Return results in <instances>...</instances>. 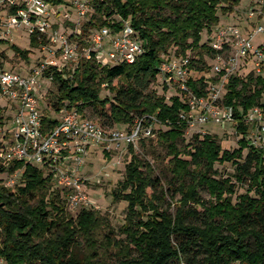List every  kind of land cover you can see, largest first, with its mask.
<instances>
[{
  "label": "trees",
  "instance_id": "trees-1",
  "mask_svg": "<svg viewBox=\"0 0 264 264\" xmlns=\"http://www.w3.org/2000/svg\"><path fill=\"white\" fill-rule=\"evenodd\" d=\"M240 4L241 0H103L97 4L93 20L102 22V13L129 20L146 52L132 65L109 68L83 60L71 76L55 71L57 94L49 93L50 103L58 111L66 104L76 107L83 115L88 105L101 106L100 114L111 126H134L138 120L155 117L167 127L154 134L171 158V180L164 186L151 164L140 159L130 145L132 160L113 192L115 200L129 203L127 223L121 229L125 239H117L111 229L99 239L103 220L98 213L83 209L71 217L61 192L53 190L51 176L45 177L41 169L24 162L0 165V255L9 264H264V151L251 144L249 127L243 121L250 109L261 106L264 78L228 82L225 104L234 108L237 131L242 135L233 152L224 150L210 134L194 135L181 147L188 130L181 115L189 111L188 105L178 97L168 103L165 95L150 90L160 73L161 55L171 50L178 55L195 52L192 68L208 72L206 57L215 52L202 43L203 34H211L221 17ZM116 27L121 28L120 24ZM0 44L9 45L6 41ZM39 44L38 36L32 35L31 47ZM11 49L17 57L29 59L30 51L16 45ZM116 80L122 86H114ZM205 81L203 77L189 85L204 95ZM103 88L115 96L103 99ZM108 105L111 110L105 113ZM56 123L49 120L50 125ZM141 145L145 148L146 139ZM217 163L233 164V177L218 178ZM19 170H23V184L14 190L7 188L1 176ZM233 178L249 185L245 194L237 195ZM164 188L174 197L181 196L175 214L159 207ZM202 188L212 197L208 203L202 200Z\"/></svg>",
  "mask_w": 264,
  "mask_h": 264
},
{
  "label": "built area",
  "instance_id": "built-area-1",
  "mask_svg": "<svg viewBox=\"0 0 264 264\" xmlns=\"http://www.w3.org/2000/svg\"><path fill=\"white\" fill-rule=\"evenodd\" d=\"M101 1L0 0V42L9 43L15 29L27 30L30 42L31 36L37 35L38 48L46 52L24 71L8 68L0 55V165L9 167L24 162L41 169L45 177H52L53 190L61 192L66 210L72 213L89 210L92 204L83 169L93 148L111 151L122 144L136 147L142 139L152 137L153 126L159 124L150 117L138 120L133 128L123 125L121 129H106L76 107L66 104L58 111L52 103L44 102L48 95L45 85H54V72H64L67 77L72 72L69 63L76 61L80 65V47L83 60H95L109 68L132 65L146 52L144 41L129 20L118 15L114 21L108 18L104 25L93 20ZM250 16L253 18L255 13ZM257 36L264 37V25L248 30L226 25L210 34L207 44L215 55L206 57V61L214 77L205 81L204 95L196 94L189 85L191 80H197L195 74L200 75L198 80L206 74L192 68L191 51L178 55L171 50L161 55L158 80L163 91L167 87L174 89L175 97L188 105L189 111L181 115L188 129L208 124L237 125L234 108L225 104L228 82L232 78H264V41L255 44ZM49 120L56 121V125H50ZM243 121L256 135L251 137V144L264 151V95L261 106L250 109ZM197 130L198 135H206ZM16 173L1 176L7 188H16ZM0 264L9 262L0 255Z\"/></svg>",
  "mask_w": 264,
  "mask_h": 264
},
{
  "label": "rangeland",
  "instance_id": "rangeland-1",
  "mask_svg": "<svg viewBox=\"0 0 264 264\" xmlns=\"http://www.w3.org/2000/svg\"><path fill=\"white\" fill-rule=\"evenodd\" d=\"M254 12L255 16L250 18L251 13ZM117 16V15H116ZM120 16V15H118ZM100 19L106 21L107 23L108 17L103 13L99 15ZM107 17V18H106ZM121 17V16H120ZM106 18V19H105ZM113 19V18H112ZM114 21V19H113ZM101 21L98 24L102 23ZM104 25V24H103ZM121 25V24H120ZM226 25H239L244 29H249L250 27H255L257 25H264V2L260 3L259 0H241V4L236 8V10L228 15L221 17V22L218 27H216L212 33L221 26ZM86 31V30H85ZM27 30H14V36L12 40L9 41V45H1L0 46V54L3 59L5 65L8 68L17 71H24L26 69H30L37 61H40L39 58L42 55H46V52L40 50L39 48H32L30 45V38L28 36ZM88 34V32H87ZM87 34L85 36H87ZM210 38V34L205 32L203 34L202 43H207ZM264 41L263 36H257L255 38V44H260ZM12 45L18 46L22 50L30 51L29 59L24 60L16 56L15 52L11 49ZM49 48V47H48ZM190 52V51H188ZM192 52V51H191ZM191 57H196V53L192 52ZM83 47H80V64L83 61ZM77 62L69 63L68 69H71L70 76L73 74L74 69H77ZM210 66V65H209ZM67 69V70H68ZM69 71V70H68ZM200 75L195 74V78L198 80ZM203 77L207 81H211V78L214 77L212 72V67L210 66V70L203 75ZM114 86H122V82L116 80L114 82ZM48 88V95L45 99V103L52 102L51 99L53 97L49 96V93L52 95L57 94V87L55 85L49 86L47 83L45 85V89ZM163 84L159 82L158 78L155 83L151 85L150 90L156 91L158 95H165L168 103H170V99L175 97V90L169 89L168 91H163ZM115 93L111 92L107 88H103L102 90V98L114 97ZM44 102H41L42 107L45 106ZM53 105V104H52ZM111 107L108 105L105 109V113L110 112ZM101 106L98 105H88L85 108L84 116L93 120L94 122L102 125L106 129L111 128H123V126H111L108 120L105 118V115H101ZM104 117V119L102 118ZM133 128L134 126H130ZM154 127L155 131H166L167 127L162 126L161 124H157ZM197 129H201L206 134L214 135L219 139L224 150H228L233 152L234 150L239 148V141L242 138V135L237 131L236 123L226 124V125H212L208 124L206 126L198 127ZM188 129L185 136V142H180V146L183 147L192 141L194 135H198V130ZM254 133L250 132L249 139L252 143V138ZM256 138V135L255 137ZM247 151L245 152V154ZM135 154L140 157V159L148 162L154 169V173L157 177L163 180L164 186L171 180L172 175L169 171V161L170 157L168 156V151L163 145H160L157 138V133H155L152 137L146 139L145 148L142 147L141 141L135 147ZM133 157V153L130 151L129 146L122 144L121 146H116L113 150L108 151L102 148H93L90 154L87 157L86 164L83 169V177L86 179L87 188L90 192V197L92 199V204L89 210H95L98 215L103 220L102 228L100 229V234L98 235L99 239H102V235L107 233L109 229L114 231V235L117 239H125V234L121 232L123 226L127 223L128 216V206L129 203L124 200H115L113 196V192L118 188V184L122 182L126 176V167L131 162ZM187 158V157H186ZM216 170L219 175L218 178H229L233 177L236 167L231 163H217ZM16 174L19 175L17 179L16 186H21L23 184L22 175L23 171H19ZM45 175V174H44ZM233 181L236 183L237 195L245 194L249 185H241L237 183V181L233 178ZM16 189V188H15ZM14 190V189H13ZM202 200L204 202H210L212 200L211 195L208 190L202 188L200 190ZM149 194H153V191L150 189ZM162 196V194H159ZM181 196H176L169 192L166 188H164L163 198L160 200V208L161 210H168L170 213L175 214L177 207L180 205ZM234 202H236V196L234 197ZM198 211H203L202 206H195ZM67 213L76 218V216L80 213H72L67 210ZM151 213V212H150ZM105 223V224H104ZM81 257H84V254H79Z\"/></svg>",
  "mask_w": 264,
  "mask_h": 264
}]
</instances>
